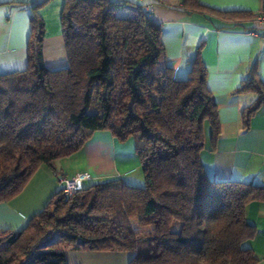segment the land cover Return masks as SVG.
<instances>
[{
  "label": "trees",
  "instance_id": "16d2710c",
  "mask_svg": "<svg viewBox=\"0 0 264 264\" xmlns=\"http://www.w3.org/2000/svg\"><path fill=\"white\" fill-rule=\"evenodd\" d=\"M47 1L23 2L27 64L0 72V202L18 195L39 166L53 167L104 129L118 141L133 140L145 184L115 176L71 196L54 191L22 229L0 230V264H69L65 245L130 251L128 264H256L245 207L264 198V186L207 177L203 124L212 139L220 127L197 58L185 77L175 76L163 58L161 24L141 0H63L67 63L47 68L40 15ZM180 3L186 12L208 9L198 0ZM209 10L254 22L246 11ZM256 66L255 59L236 90L257 95L242 111L245 125L264 102ZM133 218L147 229L133 228ZM51 231L65 245L37 249L36 240Z\"/></svg>",
  "mask_w": 264,
  "mask_h": 264
},
{
  "label": "crops",
  "instance_id": "0c3cea01",
  "mask_svg": "<svg viewBox=\"0 0 264 264\" xmlns=\"http://www.w3.org/2000/svg\"><path fill=\"white\" fill-rule=\"evenodd\" d=\"M141 1L151 18L161 24L163 58L173 68L175 76L185 77L194 57L205 69L206 87L216 103L220 127L218 135L212 139L208 122L205 121L207 126L203 124L204 146L200 161L207 177L264 186V102L258 104L245 125L242 111L256 102L257 95L236 92L255 59L258 76L264 82V38L251 33L253 30L261 32L262 27L251 22L250 16L225 19L209 10H242L253 15L261 8L262 0H198L208 9L192 12L184 11L180 0ZM23 2L25 0H0V72L22 69L27 64L30 23L29 9ZM62 5L63 0H48L40 9L44 22L42 60L47 68H59L67 63L60 19ZM134 153L132 139L121 142L107 129L96 130L78 152L64 157L74 158L77 168L62 175L87 171L91 179L85 180L83 185L115 176L131 182L128 171L137 167ZM43 168L34 172L32 180H42L39 175L44 174ZM64 169L60 163L61 173ZM44 182L40 198L25 201L24 189L12 199L0 202V230L22 229L42 208L58 188L52 178ZM40 199H45L43 204ZM245 218L255 227L250 246L256 264H264V198L246 205ZM131 225L134 228L133 223ZM65 246L69 264H128L132 255L130 251Z\"/></svg>",
  "mask_w": 264,
  "mask_h": 264
},
{
  "label": "rangeland",
  "instance_id": "374dc122",
  "mask_svg": "<svg viewBox=\"0 0 264 264\" xmlns=\"http://www.w3.org/2000/svg\"><path fill=\"white\" fill-rule=\"evenodd\" d=\"M130 1H134V0H130ZM90 110H91V108H90ZM204 124H205V126H207V122H205ZM134 152H135V150H134ZM134 155H135L136 160H137V167H135L134 169H130V171H128L129 172L128 173L129 180L131 182L127 181L126 183L131 184V185H135L138 187H143L145 182H144V176H143V172H142V168H141V162H140V159L137 156L136 152L134 153ZM60 163H62L65 167V169H64V171H62V173L60 171ZM76 164H77V162L74 160V158H60V159L56 160L55 162H53V167H49L46 164H42L41 166H39V167H44L42 170L45 171L44 174L39 175V177H42V180H40V181H37V179L32 180L33 176H31L29 178L28 182L26 183V185L24 186V188L22 189V190L25 189L23 199H25V201H27V199L33 200L34 198H38V197L40 198V195L43 192V190H42L43 185L42 184L45 183L44 180H49L50 178H52L53 181L55 182L56 186H58V188L56 187V190L60 189L61 183L59 182V178L61 176H63L62 175L63 172L69 173L71 170H76V168H77ZM38 168L36 170H38ZM36 170L34 172H36ZM130 172L132 175H130ZM39 173H41V172H39ZM71 176L72 175H68L65 177L70 178ZM34 181H36V182H34ZM52 194H50V195L47 194V197H48V195L50 197ZM48 198L46 199L45 202L48 201ZM44 200L41 201V199H40L41 204H43ZM130 222H131V224L133 223L135 229H139V230L147 229L144 226L143 227L139 226L137 218L131 219ZM144 243H146L148 245L150 244L149 240H148V242L145 241ZM35 244H36V248L40 249V250L48 249V248H55V247L65 245L64 242L59 240L57 233H55L53 231L49 232V234L40 238L39 240H36Z\"/></svg>",
  "mask_w": 264,
  "mask_h": 264
},
{
  "label": "built area",
  "instance_id": "2783aa9c",
  "mask_svg": "<svg viewBox=\"0 0 264 264\" xmlns=\"http://www.w3.org/2000/svg\"><path fill=\"white\" fill-rule=\"evenodd\" d=\"M254 22L261 25L262 31L257 32L256 30L251 31L254 35H260L264 38V9L260 8L254 14ZM91 179L90 174L87 171L77 172L72 175L70 178H66L65 176H61L59 178V182L61 183V188L63 192L71 196L75 193L78 189H80L83 185L85 180Z\"/></svg>",
  "mask_w": 264,
  "mask_h": 264
}]
</instances>
